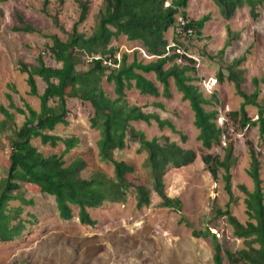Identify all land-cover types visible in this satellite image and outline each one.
Segmentation results:
<instances>
[{
    "label": "trees",
    "instance_id": "1",
    "mask_svg": "<svg viewBox=\"0 0 264 264\" xmlns=\"http://www.w3.org/2000/svg\"><path fill=\"white\" fill-rule=\"evenodd\" d=\"M7 0H0L1 3ZM218 7L226 20H231L238 10L249 8L251 18L260 16L259 8L264 0H211ZM50 0H44L43 11L47 12ZM190 0H102V7L97 16L94 32L87 36L79 31V25L87 20L89 3L78 0L80 15L71 32L65 40L57 35L49 36L52 44L47 46L49 55L60 67L46 64L39 54L38 65L20 64V71L28 75L30 95L40 100V109L36 110L28 103L17 107L11 94L10 108L24 116L21 126L15 122V113L2 107L5 118L0 122V134L8 140L9 167L7 174L0 181V241L11 242L21 237L27 230V225L36 223V216L30 214V219L22 218L23 207L9 208L13 201L22 205H34V201L26 199L25 192L29 186L36 187L40 193L55 198L61 219L71 220L74 207L78 208V218L81 224L94 227L97 224L90 214V209L100 208L106 204H125L132 189L136 192V208L141 210L151 205L154 191L160 198V206L175 211L182 210V201L167 195L164 176L169 168H181L191 165L197 158L194 149H189L171 140L167 136L148 139L145 133L136 129L134 123H156L160 129L165 127L174 133V123L162 119L156 113H146L141 106L132 105L127 99V91L137 90L142 95L171 98V80L182 99L188 101L194 112V125L199 131L198 141L205 149L214 146L222 147L223 156L206 154L203 161L214 177L223 171L225 190L230 202L235 201L233 192L232 169L237 164L234 143L227 134L228 128L218 124L219 111L213 107L219 103L216 94L207 97L200 86L195 84L200 78L196 74L195 61L188 56V44L195 35H202L205 24L211 15H205L197 21L189 20ZM3 10L0 8V17ZM187 21L182 25L180 19ZM22 27L16 31L33 33L37 28L26 24L19 16ZM54 24L60 26L58 16L53 17ZM62 28V27H61ZM63 29V28H62ZM174 29V36L169 39L167 33ZM192 30L191 34L187 31ZM231 36L232 30L228 26ZM125 36L129 41L142 43L147 55L152 59L141 58L139 50L132 53L122 52L112 44L113 40ZM171 41L176 46L170 47ZM188 42V43H187ZM229 43L226 44L229 45ZM180 47L184 53H178ZM225 48L218 54L223 55ZM88 59H84V58ZM246 56L236 58L227 68L228 80L243 99L239 110L231 113L234 122H239L240 128L258 127L260 137L264 138V98L259 99V91L247 93L242 88L244 79L239 66ZM182 61V62H181ZM107 62H111L109 65ZM81 64L84 68L78 69ZM154 74L157 83L147 75ZM35 77H40L46 84L42 94L38 92ZM104 78L114 84L115 98H111L103 87ZM223 70L218 73V81L224 82ZM264 80L253 79L256 87ZM78 99L89 103L94 112L90 117L93 129L100 134L98 140V155L100 161L111 164L113 176L97 172L90 178H84L82 173L88 168V162L81 156L66 164L64 157L79 143L76 136L64 138L53 133L60 124H69L68 101ZM53 103V104H51ZM157 106L163 108L162 104ZM253 106L258 110L257 119L249 117L246 107ZM180 135H182L180 133ZM182 142L187 137L182 135ZM34 139H40L43 145L57 147L64 145L60 154L45 156L33 145ZM225 140V141H224ZM128 141L139 144L138 152L147 153L145 168L152 181V189L145 184H134L130 177L135 174V167L129 163L115 159V152L128 146ZM224 142L226 145H223ZM250 165L247 171L253 181V190L245 185L240 190L245 193L246 214L249 220L242 223L231 213L229 207L225 211L218 210L220 215L227 216V221L233 228L235 237L243 239L246 248L237 252L226 251L232 263L264 264V187L261 176L262 162L253 145L249 147ZM197 238H211L213 243L214 264H223V248L216 234L209 229L193 231Z\"/></svg>",
    "mask_w": 264,
    "mask_h": 264
},
{
    "label": "rangeland",
    "instance_id": "2",
    "mask_svg": "<svg viewBox=\"0 0 264 264\" xmlns=\"http://www.w3.org/2000/svg\"><path fill=\"white\" fill-rule=\"evenodd\" d=\"M87 1L90 6L88 17L78 29L90 36L96 28L102 0ZM0 8L3 10V16L0 17V122L5 118L1 111L5 107L15 113V122L21 126L25 118L9 107L7 94H11L17 107H23L26 102L39 110L40 100L37 96L30 95L28 75L20 71V64L38 65L37 59L41 54L47 65L60 67L61 64L49 55L47 46L52 44L49 36L57 35L65 40L67 33L71 32L79 19L80 8L78 0H50L48 13L43 11L44 0H7L0 2ZM187 11L189 20L193 21L211 15L202 35L191 38L188 56L195 61L192 65L197 72L192 74L200 78L195 84L200 86L207 97L216 94L219 99L218 104L207 109L215 108L219 111L218 124L228 128L227 134L234 143L237 157V164L232 169L235 201L230 202L224 188L223 171L221 170L218 177H214L203 161L206 154L222 157V147H202L197 139L199 131L194 125V112L189 102L182 99L173 80L171 98L142 95L133 89L127 91L130 104L141 106L146 113H156L162 119L172 121L179 133H174L167 127L160 129L156 123H134L133 126L143 131L148 139L167 136L197 153L193 164L169 168L164 176L167 195L179 198L182 201V210L162 208L161 198L154 191L151 205L138 210L136 192L132 189L125 204H106L90 209V214L97 220V224L91 227L80 223L77 207H74L71 220L61 219L55 198L29 186L25 197L32 199L34 205L26 206L20 201H13L9 208L22 206V218L29 220L30 214H34L36 223L28 224L24 234L14 241H0V264H214L211 238L193 236V231L206 229L216 234L222 244L223 264H244L232 263L228 259L226 251L237 252L247 245L243 239L235 237L227 216L220 215L217 211H225L229 207L231 213L242 223L249 220L244 202L246 195L239 186L245 185L249 191L253 190V181L247 173L251 145L262 162L261 176L264 180V138L260 137L258 127L241 129L239 122L233 121L231 113L239 110L243 99L238 96L234 84L228 80L227 66L234 59L245 55V61L239 66L244 79L242 88L248 94L258 90L259 99L264 98V83L260 82L258 87L253 83L254 78L264 80V4L259 8L260 16L257 19L251 18L249 8H243L231 20H226L211 0H190ZM19 16L38 31H16L15 27L24 26ZM54 16H58L63 29L54 24ZM228 26L232 30L231 36ZM173 31L171 29L168 32L169 39L174 36ZM112 44L121 52L132 53L139 50L141 58L152 59L144 56L141 51L144 48L139 41L130 43L124 36H120ZM223 48L224 54L219 55ZM118 57H121V53ZM84 67L85 64H81L78 69ZM221 70L225 78L222 83L218 81ZM147 76L156 82L154 74ZM35 79L38 92L42 94L46 84L40 77ZM157 85L162 89L161 84ZM103 87L111 98L116 97L114 84L106 78ZM157 104H162L163 108ZM68 108L69 124H60L53 132L64 138L76 136L80 139V143L64 157L66 164L81 156L88 162V168L82 173L84 178H90L97 172L113 176V166L102 163L98 155L100 134L90 123L93 107L78 99H70ZM246 110L249 117L257 119L256 107L248 106ZM180 133L187 137L186 143L182 142ZM32 143L45 156L60 154L64 150L63 144L54 148L43 145L40 139H34ZM138 148V143L128 141V146L122 151H116L114 157L135 167V174L130 177L134 184L142 183L152 189L150 175L144 166L147 153H139ZM8 153V140L0 134V181L6 176L10 165Z\"/></svg>",
    "mask_w": 264,
    "mask_h": 264
},
{
    "label": "built area",
    "instance_id": "3",
    "mask_svg": "<svg viewBox=\"0 0 264 264\" xmlns=\"http://www.w3.org/2000/svg\"><path fill=\"white\" fill-rule=\"evenodd\" d=\"M180 21H181V23H182V25H186L187 24V21H185L184 19H180ZM191 31L192 30H188L187 32L189 33V34H191ZM174 46H176V43L174 42V41H171V44H170V46L168 47V48H170V47H174ZM177 52L178 53H181V54H183L184 53V50L183 49H181L180 47H178L177 48ZM144 54V56H146V57H148V55L144 52L143 53ZM109 65H111V62H107Z\"/></svg>",
    "mask_w": 264,
    "mask_h": 264
},
{
    "label": "crops",
    "instance_id": "4",
    "mask_svg": "<svg viewBox=\"0 0 264 264\" xmlns=\"http://www.w3.org/2000/svg\"><path fill=\"white\" fill-rule=\"evenodd\" d=\"M169 31H170V30H169ZM169 31H168V32H169ZM167 34H168V33H167ZM124 37H125V36H124ZM125 38H126V37H125ZM126 40H127V39H126ZM128 42H130V43H134V42H136V41H129V40H128ZM141 51H142V53H144V52H145V53L147 54V52H146L145 50H144V51H143V50H141ZM122 52H123V51H122ZM122 52L120 51V53H122ZM132 52H133V51H132Z\"/></svg>",
    "mask_w": 264,
    "mask_h": 264
}]
</instances>
